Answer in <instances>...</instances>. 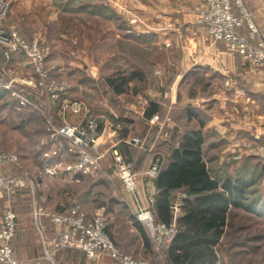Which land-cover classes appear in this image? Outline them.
<instances>
[{"label": "crops", "instance_id": "crops-1", "mask_svg": "<svg viewBox=\"0 0 264 264\" xmlns=\"http://www.w3.org/2000/svg\"><path fill=\"white\" fill-rule=\"evenodd\" d=\"M10 2L11 7L5 20L6 30H18L28 39L39 35L43 41L51 42L53 51L50 57L60 69L56 75L62 79L67 78L71 72L79 74L77 80L74 78L77 90L80 86L82 88L88 85L82 78L85 74L78 73L81 66L79 63L65 62L64 58H96L100 55L98 49L101 41H98L95 32H89L84 36L85 40H89L88 44L82 43L79 33L66 29L67 22L77 21L79 24L83 22L81 25L85 27L83 21L85 19L86 22L103 23L110 30L116 28L115 39L120 44V49L105 55L106 58L110 57L102 61L103 63L105 61L103 65H106L108 71L106 77L120 65L145 72L141 61L133 59L131 50L129 52L127 48H123V43L131 44L138 55L139 52H144L142 48L144 45L151 46L153 56L156 52L160 58H165L163 62L157 63L155 60L152 62L154 69L149 72L156 84L150 82L149 78L143 86L131 82L125 93L117 95L107 84L106 77H103L105 88L111 97L123 101L125 109L121 110L122 113L109 104L108 97H103V100L98 98L104 105L103 110L96 112V108H92L94 113L104 114L108 120L118 116L129 120L128 128L111 137V141L117 142L121 149L125 148L126 144L131 145L129 139L137 134L144 141L145 145L142 146L132 144L140 148V153H144V158L134 160L135 165L143 169L137 171L140 175L143 176L144 169L153 158L155 144L161 141L157 135L162 124L171 133L180 137L192 131H202L205 139L204 157L214 177L223 179L226 174H230L232 178H236L237 175L232 173L233 167L241 163H250L257 158L252 154L249 144L254 141V135L264 131V68L255 69L246 65L240 55L227 49L223 41H214L209 36L207 28L197 21L205 0H10ZM245 2L264 29V0ZM112 12H115L116 16L113 17ZM80 42L84 46L74 45ZM113 58L118 64L117 62L111 64ZM93 62L89 64V61L85 60L88 65L84 63L82 65L96 85L103 76L101 71L103 65L97 60ZM35 79L36 75L28 57L24 53H13L10 58H6L4 46L0 44V83L12 82L14 90L30 93L33 92ZM149 88H155L161 93L158 112L161 119L156 125H152L145 115L149 105L145 104L144 100L148 96ZM9 91L0 86V94L8 93L12 97L11 102L15 110L16 107L24 106L19 105V97L11 95L12 92L10 91V94ZM70 100H76V97ZM63 107L62 105L60 113L55 118L57 123ZM103 116L100 117L104 120ZM43 132L46 134L45 124ZM160 143H165L163 151L169 156L173 147L165 140ZM104 148L105 146L101 147L106 151ZM110 158L111 155L105 152L103 160L105 167L98 175L48 174L47 180L55 177L62 183L72 186L71 191L63 188L58 189L56 194L53 189L49 191L45 187L42 192L38 177H34L36 172L43 173L45 161L43 168L36 163L33 165L26 158L21 162H10L0 167V220L5 208L11 204L17 213L18 232L13 243L18 259L26 264H118L108 254L92 258L87 256L84 250L75 247H61L53 254H48L52 251L49 240L62 227L52 222L46 215H39L42 210L75 212L78 207L89 217L99 210L104 212L108 205L105 198L96 196L99 195L96 188L103 186L110 179L111 174L106 170ZM24 175L36 180L35 189L28 183L20 186L10 181ZM142 179L138 183L137 196L145 204L148 196L156 197L158 190L155 181L144 184ZM83 180H90L85 189L81 188ZM184 196L185 193L181 190L173 193L175 202L181 203ZM130 197L127 201L128 213L124 214L125 216L119 217L118 213L107 208V212L109 211L107 214L114 215L110 223L111 233L122 248L141 258H147L152 252L147 251L144 240L134 224L135 220H138L134 214L137 201L133 194H130ZM182 215L183 211L179 216ZM141 224L144 225L142 222ZM245 226L249 228L250 224ZM245 226L239 223V229L243 227V230ZM224 238L225 235L222 242Z\"/></svg>", "mask_w": 264, "mask_h": 264}, {"label": "built area", "instance_id": "built-area-1", "mask_svg": "<svg viewBox=\"0 0 264 264\" xmlns=\"http://www.w3.org/2000/svg\"><path fill=\"white\" fill-rule=\"evenodd\" d=\"M9 9L10 0H0V44L4 46L6 58H10L13 53H24L36 74L37 82L34 85L45 88L51 99H61L68 94L71 85L66 79H60L56 75L60 69L55 62L49 61L52 45L43 41L39 35L28 39L18 30L7 31L5 20ZM197 21L207 28L209 36L214 41H223L227 49L240 55L246 65L255 69L264 68V29L245 0H205L204 8L200 10ZM0 86L9 89L13 96L19 97L22 105L33 104L25 94L13 89L12 82L0 83ZM160 95L161 93L155 88H149L148 96L144 100L145 104L160 103ZM68 104L66 106H69ZM85 105L83 101H74L70 105L75 114H82L78 122H69L66 108L62 110L59 123H56L53 117L47 119L46 134L40 140L46 162L45 173L55 176L62 173L93 174L104 169V155L108 152L117 173L115 176L129 192L136 196L135 217L150 231L155 251L162 253L173 242L178 232L177 219L182 211L181 203L175 202L172 206V222L157 221L153 211L155 198L152 196L145 204L142 203L138 199L137 188L141 178L156 180L164 166L165 156L157 151L143 176L140 175L117 142L105 147L106 151L100 149L98 141L106 133L108 124L104 125V120L95 116L96 114ZM160 119L159 113H155L149 121L152 125H156ZM124 125V120L118 119L114 128L108 131V136H117ZM170 134L165 125L159 126L157 138L168 140ZM129 140L130 143L138 146L144 144V141L137 136ZM253 140L249 144L252 154L264 158V131L254 135ZM19 161L20 156L17 153L0 150V167L9 162ZM10 181L20 186L28 183L34 189L37 183L28 175ZM40 214L46 215L52 222L62 227L49 240L52 251L48 254H53L61 247H75L84 250L87 256L92 258H100L108 254L118 264H158L153 258L137 259L123 251L108 234L109 221L101 210L92 217H89L80 207L75 212L42 210ZM17 232V213L13 206L8 204L0 220V264H26L15 255L13 242Z\"/></svg>", "mask_w": 264, "mask_h": 264}, {"label": "rangeland", "instance_id": "rangeland-1", "mask_svg": "<svg viewBox=\"0 0 264 264\" xmlns=\"http://www.w3.org/2000/svg\"><path fill=\"white\" fill-rule=\"evenodd\" d=\"M75 2L79 3L81 1H75ZM10 7H11V2H10ZM83 21L84 24L86 25L85 27L81 25L83 22L79 24L76 21L74 23L67 22L66 24L68 26L66 27V29L73 30V32L79 33L81 35L80 40L82 41V43L86 45L88 44L89 40H85L84 36L88 35L89 32H95L98 41H101L98 49L99 52L98 54H100L98 56L99 58L97 56L96 58L65 57L64 61L65 62L72 61L74 63H79L81 66L78 73L83 72V74H85L83 75L82 78H84L88 82V85L82 88H80L81 87L80 86L78 87L79 89L77 90L75 88L76 85L75 82L79 74L77 75L76 73L71 72L67 78L63 77L71 85V89L68 91V94L63 96L64 100L61 102L60 106L58 105L60 99L59 100L51 99L52 101H54V106L56 107L53 110L54 112L51 113L50 115L46 113V111L44 110V103L39 102V99H36V97L34 96V94H32V92H30L31 95L29 96L28 94H25L26 92L16 89V91L18 92H23V94H25L33 102V104H27L22 107L20 106V108L16 107L17 110L13 108L11 102L12 97H10L8 93L7 94L4 93L3 95L0 94V150L17 153L20 156V162L22 160H25L26 158L30 160V162H32L33 165L34 163H36V165L38 166L41 165L43 168L45 159L40 144L41 138L45 135V132H43L44 131L43 119L44 118L46 119V124H47V119L49 117H53V118L57 117L61 111L62 105L64 106L63 108L67 109L68 120L69 122L72 123L78 122L82 118V114L81 113L75 114L74 111L72 110V107L70 106L71 103L74 101H79V102L83 101L86 104L85 106L90 108L91 111L94 110L92 108H96L97 110L96 112H100L99 110L104 109V105L101 102H99L98 98H101L103 100V97H108L110 99L109 104L112 105L114 109L118 110V112L122 113L121 110L125 109L123 101H121L117 97H111V95L108 93V90L105 88L104 78H103L107 76V72H108L106 70V65H103L105 61L104 63L102 62L106 58L105 55L108 53H114V51L120 49V44L117 43L115 39L114 30L116 28L113 27V29L110 30L109 27L103 25V23L100 22L93 23L90 21L86 22L85 19H83ZM47 43L52 45L51 42H47ZM82 43L81 42L76 44L74 43V45L78 47L79 45L84 46ZM122 46L123 48H127L129 52L131 50L133 59L142 62L143 70L146 72L147 77H149L150 82H153L154 81L153 75L151 74V72H149L150 70L152 71L154 69L152 62L153 60H155L156 62L157 61L163 62L165 58L164 59L163 57L160 58L156 52H154V56H153V49L151 48V46L148 45H144L142 47L144 48L143 49L144 52L142 53L139 52V55L136 53V50L133 49L134 47H132L131 44L129 45L127 43H123ZM109 58L110 57L106 58V60H108ZM85 60L89 61V64H93L94 63L93 61L97 60L100 61V63L103 65L101 69L103 76L99 84L95 85V83L91 80V76H89L86 73L85 70L86 68L82 65V63L86 64ZM49 61L50 62L52 61L51 57ZM114 62H117L115 58L111 60V64H113ZM121 66L122 65H120L119 67ZM36 80L37 78L35 79L34 82H37ZM137 86H143V85L139 83ZM32 89L35 93L40 95H44V93L46 92L45 88L42 89V87H38V86L36 87L35 85L32 86ZM69 96H71V98L76 97V100H70L71 98ZM67 103H69L68 104L69 106H66ZM19 105L22 104L19 103ZM96 112H95L96 115L94 114L95 116L100 117L104 115V114H98ZM104 116H103L104 125L105 123H107L108 127L106 128L107 129L106 133L103 135V137L100 138L98 142L101 147L104 146L109 147L113 142L111 141L112 140L111 137L108 136V131L114 128V124L118 119H124V118L118 116L113 120L112 119L108 120ZM158 142L159 143L157 142L156 143L159 145L154 143L155 146H154L153 155L157 151L163 154V150L166 145H164L165 143L161 144L160 143L161 141ZM132 148L130 150L135 151V158L139 159L144 157V153L143 152L140 153V148L138 146L133 145ZM254 160L255 161H251L250 163H244V164L241 163L239 166L233 167L232 169L233 174L244 177L245 180L250 182V185L246 192V198L242 202L243 206L234 208L231 212L228 232L219 249L220 255L222 256V264H264V158L257 157L254 158ZM150 163L151 160L148 162L147 168L150 165ZM106 168L108 173L111 174L110 179L103 186H99L98 188H96L99 193V195L96 194V196L98 198L101 197L102 199L105 198L108 207L105 208L106 210L104 211V213L110 224L113 220L114 215L107 214L109 212V211L107 212V208L118 213L119 217H122L124 214L127 215L128 213L127 201L128 199L131 198L130 194L132 193L129 192L125 188V185L115 176L117 175V173L115 172L113 167L112 157L110 158V161L107 163ZM147 168L144 170L146 171ZM136 169H137L136 171H143V169L138 167L137 165H136ZM42 171L43 173L36 172L34 174V177L37 176L39 182L41 183L40 185L42 188V192H44V187L46 188V190L49 191L53 189V192H55V194L58 189L67 188L70 191L72 190V186L62 183L61 180L55 177H50L54 179L47 180L48 174H44L45 170L42 169ZM44 180H46L45 181L46 184H44ZM142 182L146 184V183H150L151 181L144 177L142 179ZM88 183L90 184V180L87 181L83 180L81 182V188L84 187L85 189L89 185ZM152 196H148V198ZM239 223L244 226L246 224H250V226L249 228L245 226L246 228L242 230L243 227L239 229ZM143 226L150 235V231L147 229V227L145 225ZM253 236H254V240H252ZM119 247L123 251L133 255L137 259H147V258H141L135 255L134 253L125 250L120 245ZM162 264H166V263L164 262Z\"/></svg>", "mask_w": 264, "mask_h": 264}, {"label": "trees", "instance_id": "trees-1", "mask_svg": "<svg viewBox=\"0 0 264 264\" xmlns=\"http://www.w3.org/2000/svg\"><path fill=\"white\" fill-rule=\"evenodd\" d=\"M111 15L116 16L115 12ZM147 78L149 77L143 71L116 67L113 73L106 77V82L113 92L119 95L128 90L131 82L144 85ZM152 83L156 84L155 80ZM25 94L31 95L29 92ZM32 94L39 99V102L44 103L46 113L50 115L54 112L56 106L47 90L44 95L34 91ZM63 98L58 102L59 106ZM159 105V103L151 102L145 112L146 117L150 118L158 113ZM189 115L191 116V113ZM43 120L46 127V119ZM123 120L125 125L121 131L127 129L129 123L126 118ZM204 141V135L200 130L186 133L181 137L171 133L170 138L165 140L173 149L169 156H166L163 151L165 162L155 180L158 192L153 211L157 221L172 222V206L176 201L173 193L176 190L185 193L181 202L183 215L177 219L178 232L173 242L162 253H157L145 227L138 220L134 222L147 251L152 252L149 258L157 260L158 264L164 262L166 264H222L219 249L224 235L226 236L228 232L230 211L232 208L243 206L242 202L246 198L250 182L238 175L232 178L233 176L226 174L223 179L212 176L204 157ZM131 148L132 145L126 144L121 150L136 167L135 151L130 150ZM99 173L102 172L89 175ZM108 234L118 244L111 233V224L108 226Z\"/></svg>", "mask_w": 264, "mask_h": 264}]
</instances>
